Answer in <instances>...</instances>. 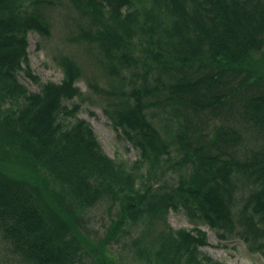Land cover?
I'll list each match as a JSON object with an SVG mask.
<instances>
[{
  "label": "trees",
  "instance_id": "16d2710c",
  "mask_svg": "<svg viewBox=\"0 0 264 264\" xmlns=\"http://www.w3.org/2000/svg\"><path fill=\"white\" fill-rule=\"evenodd\" d=\"M65 1L71 39L113 76L96 89L140 149L132 162L79 116L74 56L58 59L61 82L31 66L29 33L50 35L45 7ZM104 202L117 217L103 241L130 234L144 264H224L202 251L201 224L264 256V0H0V240L28 264H118L74 221ZM171 210L193 228L172 227Z\"/></svg>",
  "mask_w": 264,
  "mask_h": 264
},
{
  "label": "rangeland",
  "instance_id": "374dc122",
  "mask_svg": "<svg viewBox=\"0 0 264 264\" xmlns=\"http://www.w3.org/2000/svg\"><path fill=\"white\" fill-rule=\"evenodd\" d=\"M45 8L46 15L50 21L51 34L42 35L38 32H30L29 34L28 51L31 58V66L35 73L41 77L42 82H61L64 72L58 59L62 54L74 56L83 69V77L79 82L83 92V100L78 97L74 99V101L81 103L79 116L87 119L94 127L99 141L107 154L119 160H127L129 162L136 160L139 157L140 149L119 136L120 132L115 129L103 110L110 97L108 94L96 89L97 86H111L109 82L113 79V76L107 74L99 65H96L91 53L86 49V44L71 39L74 30L72 29L74 25L71 23L72 13L75 12L74 7L70 2L67 3L65 1L61 5L56 4ZM20 80L29 90L39 91L40 86L32 82L28 77L26 78L23 73L20 75ZM67 104L71 103L68 102ZM151 110L155 112L154 120L165 123V119L162 116L164 113L159 115V110L161 109H155L152 106ZM115 209L110 210L109 204L104 202L82 210L83 215L78 217L82 218L80 222L78 218L74 221L82 231L84 241L92 245L96 250H101L105 245L100 254L106 252L115 261H118V264H144L135 255L132 240H130L132 237L129 233L125 237L120 234L119 236H122L121 239H113L110 242L103 241L109 225L117 217V210ZM168 222L175 229L192 228L194 226L183 210H171L168 214ZM201 228L208 234L209 244L201 248L208 255L221 260L224 264H264L262 254L258 251H251L249 245L244 243L243 240L221 241L208 225L204 224ZM92 246L84 248L88 253V255L85 254L87 256L85 257L86 263H89L90 258L93 259V256H95L91 249ZM0 264L28 263L21 262L8 249V245L0 240Z\"/></svg>",
  "mask_w": 264,
  "mask_h": 264
}]
</instances>
